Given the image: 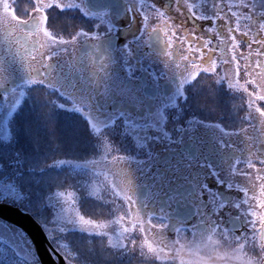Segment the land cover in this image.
Returning a JSON list of instances; mask_svg holds the SVG:
<instances>
[{"label": "snow or ice", "instance_id": "6c2138e0", "mask_svg": "<svg viewBox=\"0 0 264 264\" xmlns=\"http://www.w3.org/2000/svg\"><path fill=\"white\" fill-rule=\"evenodd\" d=\"M75 6L76 0H34L30 14L26 13L27 18L12 22L0 20V35L11 46L10 51L13 37L20 45L14 55L29 74L27 83L39 89L41 100L50 110L70 105L74 111L89 117L91 134L102 135L109 125L96 119L93 113L99 110V96L110 92L111 74L105 64L115 57L119 65L125 56L134 55L132 41L140 32L143 38L163 34L168 49L165 70L171 73L173 79L179 77L181 87L189 83L195 87L201 80L227 82L229 88L245 97L243 121L247 127H241L238 133L231 135L247 134L250 128L256 126L254 120L264 132V11L256 16L257 4L254 0L251 3L247 0H172L169 9L162 8L160 0H131L128 7L130 18L119 24L103 14L97 16V28L103 31H85L75 24L59 26L60 16L53 15L55 10L63 11ZM259 7L264 8V2ZM240 8H251L253 12L242 14L237 11ZM81 38L94 41L91 44L97 48L103 38L108 54L103 60L87 53L75 55ZM84 55L88 57L87 61ZM4 72L5 69L0 67V91L8 97V113L11 119H15L23 111L32 90L28 96L14 88L10 90L5 83ZM77 72L81 73L79 78ZM111 94L115 95L114 92ZM181 101L187 103L186 92L177 93L169 105L162 106L160 110L150 108L153 122L148 123L143 141L139 137L133 140L136 151L151 154L149 136L157 141H173L177 134L198 132L202 128L194 120L181 119L177 115V109L181 110ZM126 116L123 110L114 112V117L119 119H113L111 128L113 133L123 134L132 140L125 132L130 127L125 123ZM253 139L249 137L250 142ZM219 144L224 149L229 147L228 140H221ZM102 147L103 154L99 159L88 161V165L95 170L90 194L98 200L111 201L113 218L98 220L80 211L66 215L63 208L50 222L46 218H36L47 237L56 241L54 259L58 264L61 260L64 264H79V254L74 253L70 244L57 235L71 226L101 237L99 251L106 257L113 252H138L141 258L153 264H168V234L171 233L172 245L182 250L184 245L181 241L186 240L190 233L194 243L199 237L200 242L206 241L218 256L228 255L218 251L220 241H223L232 247L231 256L240 264H264V153L258 151L253 155L250 149L248 158L245 161L236 160L234 168L214 173L209 169L212 183H208L207 178L198 182L196 196L201 207L197 223L192 224L188 220L165 223V217L157 220L152 211L141 206L134 194L140 187L147 188V184H137L130 167L134 159L118 154L108 137L103 140ZM109 159L116 167L101 170L99 165ZM135 162L146 163L144 160ZM58 163L63 161H55V164ZM257 187L258 196L255 194ZM14 195L19 200L28 196L22 187ZM69 195L75 198L76 193ZM64 196L65 192L54 191L42 211L52 200L60 202ZM3 207L0 205V208ZM149 228L153 230V236H149ZM249 251L255 255H248ZM16 257L22 259L19 253ZM181 260L184 264L183 257ZM0 264H5L3 258H0Z\"/></svg>", "mask_w": 264, "mask_h": 264}, {"label": "flooded vegetation", "instance_id": "af4514ba", "mask_svg": "<svg viewBox=\"0 0 264 264\" xmlns=\"http://www.w3.org/2000/svg\"><path fill=\"white\" fill-rule=\"evenodd\" d=\"M130 2L131 0H109L110 4L103 7L92 6L87 0H76V6L72 9L63 11L57 9L53 15L60 16L59 26L75 24L77 28L82 26L85 31H103L102 28H97V16L103 14L107 19L119 24L130 18L128 12ZM247 2L251 3L253 0H247ZM254 2L257 4L255 13L258 17L259 13L264 11V8L259 7L264 0H254ZM171 3L172 0H160V6L164 9H169ZM33 6L34 0H0V20L12 22L16 19H25L27 18L26 13L30 14ZM237 11L247 14L253 12V9L240 8ZM205 27H207L206 24ZM252 28L255 30L254 23H252ZM112 35L115 36V33ZM91 43L94 41L81 38L75 55L87 53L96 57L97 60H103L108 54L104 39L100 41L99 48ZM132 44L135 50L134 55L125 56L119 65L115 57L113 61L105 64L111 74L110 92L99 96V110L93 115L98 120L110 123L113 119H119V117H114V112L123 110L127 113L125 123H128L130 127L126 128L125 132L127 136L132 137V140L123 134H115L113 140L117 141L118 151L134 159L130 167L135 174L137 184L141 186L147 184V188L140 187L134 193L141 206L146 207L147 211H152L157 220L165 217V223L188 220L195 224L198 221L197 213L201 207L196 196L198 182L207 178V182L212 183V173L234 168L236 160L245 161L248 158L250 149L253 155L258 151L264 153V143H262L264 132H261L258 122L254 120L253 124L256 126L250 128L247 134L231 135L233 132L238 133L241 127H247L243 121L245 97L239 91L229 88L227 82L216 83L211 80H201L196 83L195 87L191 83L181 87L179 77L173 79L171 73L165 70L168 49L163 34H153L150 38H143V33L140 32ZM19 47L20 45L13 37L12 50L9 53L8 45L4 37L0 35V67L5 69L4 80L10 90L13 88L19 90L22 86L27 90L32 86L27 83L30 78L29 74L14 55ZM83 58L85 61L88 59L86 55ZM80 75L81 73L77 72V78ZM113 92L114 96L111 94ZM185 92L187 103L181 101V110L177 109V115L181 119L194 120L202 128L198 132L188 131L177 134L173 141H157L149 136L148 139L152 141L151 154L146 155L144 152L136 151L133 147V140L139 137L143 141L144 136L147 135L145 129L148 123L153 122L150 108L155 107L160 110L162 106L169 105V101L177 93ZM3 96L5 93L0 91V99ZM113 104L116 105L115 108L112 107ZM68 108L73 114L77 113L78 117L80 115L78 119L87 120L89 118L82 112L74 111L70 105ZM75 114L72 117H75ZM156 119L159 120V116ZM160 130L162 128L158 129ZM249 137L254 139L250 142ZM221 140H228L227 149L220 146L219 141ZM139 160H144L146 163L135 162ZM115 167L116 165L113 164V169ZM241 167L243 168V165ZM209 169H212V173ZM255 194L259 195L258 187ZM251 195L250 192L249 196ZM148 231L151 236L154 235L151 228ZM168 236V250L171 251V233ZM181 244L184 245L182 250L179 246L174 245V248L177 251L181 250L183 257L187 256L190 251L195 252L199 247L208 245L206 241L201 243L199 237L194 243L190 233L186 240L181 241Z\"/></svg>", "mask_w": 264, "mask_h": 264}, {"label": "rangeland", "instance_id": "374dc122", "mask_svg": "<svg viewBox=\"0 0 264 264\" xmlns=\"http://www.w3.org/2000/svg\"><path fill=\"white\" fill-rule=\"evenodd\" d=\"M27 90H32L31 95L23 111L15 119H11L8 113L10 103L8 97L5 95L0 99V140H2L0 141V154L7 153L6 156H10L8 160L3 162L0 160V202L18 206L33 215L35 219L46 218L49 222L62 208L66 215H73L76 211H80L81 214L98 220L113 218L114 209L111 201L98 200L90 194V185L94 182L95 170L88 165V161L99 159L103 154L102 143L106 137L110 138L115 151L123 155L116 149L117 141L113 140L115 133L112 131L111 122H106L109 126L102 135H90L89 118L87 120L78 119L80 115L78 117L77 113H74L76 116L72 117L74 114L69 111L68 105L52 111L41 100L38 88L32 85ZM27 90L22 86L18 91L28 96L29 91ZM27 110L31 115L29 119ZM28 120L32 125L30 133L24 131ZM41 132H44V139L48 140L43 143L44 146L49 145L48 148L43 144L41 147L37 144L39 137L43 135ZM9 135H11L10 139H7ZM32 135L36 138L34 139ZM59 137L61 141L67 143L66 150L63 148L65 152H62L64 156L58 158L56 156L58 150L62 151L58 147ZM72 142L73 144L70 145ZM67 145L71 148L76 146L81 152L77 150L75 154L68 153L66 152L69 150ZM29 147H37L38 150ZM41 153H44L46 157H41ZM78 155H80L79 158ZM59 160L63 163L55 164V161ZM99 167L103 171H108L113 169V163L109 159L107 163ZM55 169L62 172L60 176H65L62 180L58 172L53 171ZM21 187L28 194L23 200L17 199L14 195ZM56 190L65 192L64 198L60 202L52 200L47 209L42 211L47 198ZM72 192L76 193L75 198L69 195ZM73 199H75L74 204ZM1 219L0 258L4 259L5 264H41L37 259L34 244L27 233ZM57 235L59 239L70 244L74 253L79 254V264H108L107 259L113 257L118 259L119 264H153L152 261L141 258L138 252H113L106 258L99 251L98 245L101 237L89 233L87 235L75 226ZM149 236H151L150 233ZM50 242L56 249V241L50 240ZM218 251L228 255L218 256L216 250L205 245V247L201 246L198 250L196 249L195 252L190 251L187 256L183 257L181 250L177 251L174 245H171V251L168 250V264H182L181 257H183L184 264H240V261L232 258V247L229 244L220 241ZM16 253H19L22 259H17ZM248 255H255V253L249 251Z\"/></svg>", "mask_w": 264, "mask_h": 264}, {"label": "water", "instance_id": "95a60500", "mask_svg": "<svg viewBox=\"0 0 264 264\" xmlns=\"http://www.w3.org/2000/svg\"><path fill=\"white\" fill-rule=\"evenodd\" d=\"M87 1L92 6L105 7L110 4L109 0ZM0 205H4L3 208H0V218L19 226L27 233L34 244L41 264H58L57 260L54 259L56 249L47 237L42 225L29 212L28 214L18 206L5 202H0ZM8 205H11V207H8ZM59 264H64L63 260L59 261Z\"/></svg>", "mask_w": 264, "mask_h": 264}, {"label": "trees", "instance_id": "16d2710c", "mask_svg": "<svg viewBox=\"0 0 264 264\" xmlns=\"http://www.w3.org/2000/svg\"><path fill=\"white\" fill-rule=\"evenodd\" d=\"M29 111L27 110V118L29 117H31V115L28 113ZM28 118V119H29ZM27 123H26V130H24L26 133H30L31 131V128H32V125H31V122H30V120H28V121H26ZM41 126V125H40ZM42 133V132H41ZM43 135H41V137H39V143H37L38 145H40V147L42 146L41 144H43V143H45V142H48V140L47 139H44V132L42 133ZM90 135H92V134H90ZM34 135H32V137H33ZM31 137V136H30ZM34 139L36 138V137H33ZM91 139H92V136L90 137ZM28 139H31V138H28ZM43 139H44V141H43ZM67 140V139H66ZM70 139H68V142H70L69 141ZM43 141V142H42ZM74 141V140H73ZM32 142H34L33 140H32ZM57 142L59 143V145H58V147L59 148H61L62 149V151H60V150H58V153H57V157L59 158V157H62V156H64V154L62 153V152H65V151H63V148L66 150V143L67 142H65L64 143V141H61V139H60V137L57 139ZM91 142H92V140H91ZM69 144V143H68ZM73 144V142L70 144V145H72ZM74 144H75V141H74ZM45 144H43V146H44ZM68 147H69V145H67ZM44 147H49V145L48 146H44ZM30 149H37L38 150V148L37 147H35V148H31V147H29ZM46 148V149H47ZM74 149H76V150H74ZM77 150L78 151H80V149H78V148H76V146H74V147H69V150L68 151H66V152H68V153H73V154H75L76 152H77ZM60 151V152H59ZM5 152H7V151H5ZM81 152V151H80ZM7 155V153H1L0 154V160L3 162L4 160H8L9 159V157L10 156H6ZM40 156V155H39ZM46 157V155L44 154V153H41V157ZM79 156L80 155H78L77 157L79 158ZM67 157V156H66ZM27 158V157H26ZM27 160H28V158H27ZM53 171H55V172H58V176H60V174L62 175V172L61 171H57L56 169L55 170H53ZM48 173V172H47ZM61 177V180L65 177V176H60ZM63 177V178H62ZM61 180L59 181L60 183H61ZM59 183V184H60ZM62 184V183H61ZM2 220V219H1ZM11 223V222H10ZM9 223V224H10ZM12 224V223H11ZM18 227V226H17ZM19 229H21L22 231H23V229L22 228H20V227H18ZM77 233H75V235H76ZM87 235H88V233H87ZM91 235H93V234H91ZM93 236H97V235H93ZM97 237H99V236H97ZM101 253V252H100ZM101 255L102 256H104L105 254L104 253H101ZM106 256V255H105ZM107 258V257H106ZM107 262H108V264H119L118 263V259H116L115 257H113V258H111V259H107Z\"/></svg>", "mask_w": 264, "mask_h": 264}, {"label": "clouds", "instance_id": "9594fccd", "mask_svg": "<svg viewBox=\"0 0 264 264\" xmlns=\"http://www.w3.org/2000/svg\"><path fill=\"white\" fill-rule=\"evenodd\" d=\"M7 45H8V52L11 53V51H10L11 46L9 44H7ZM257 264H259V262H257Z\"/></svg>", "mask_w": 264, "mask_h": 264}, {"label": "bare ground", "instance_id": "6f19581e", "mask_svg": "<svg viewBox=\"0 0 264 264\" xmlns=\"http://www.w3.org/2000/svg\"><path fill=\"white\" fill-rule=\"evenodd\" d=\"M32 216H33V215H32ZM10 224H11V223H10ZM12 225H14V227H15V226L17 227V225H15V224H13V223H12ZM18 227H19V226H18Z\"/></svg>", "mask_w": 264, "mask_h": 264}]
</instances>
